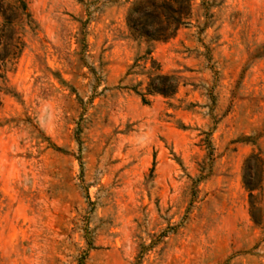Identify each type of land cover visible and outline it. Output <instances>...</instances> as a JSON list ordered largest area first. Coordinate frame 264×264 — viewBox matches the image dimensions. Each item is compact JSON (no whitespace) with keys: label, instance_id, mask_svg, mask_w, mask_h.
I'll list each match as a JSON object with an SVG mask.
<instances>
[{"label":"rangeland","instance_id":"rangeland-1","mask_svg":"<svg viewBox=\"0 0 264 264\" xmlns=\"http://www.w3.org/2000/svg\"><path fill=\"white\" fill-rule=\"evenodd\" d=\"M139 1L0 0V264H264V0L149 42Z\"/></svg>","mask_w":264,"mask_h":264},{"label":"trees","instance_id":"trees-1","mask_svg":"<svg viewBox=\"0 0 264 264\" xmlns=\"http://www.w3.org/2000/svg\"><path fill=\"white\" fill-rule=\"evenodd\" d=\"M14 9L21 10L27 18L29 14L26 12L23 0H17ZM134 10L138 11V15L129 19L128 26L131 34L137 38H143L149 41H163L172 37L177 29L185 23L187 18L190 0H140ZM3 21L0 23V104L1 92H5L7 76L16 62L21 51L23 42L19 36H16L13 23L15 16L12 14H4ZM171 77L156 75L151 78L147 84V93L157 92L163 95L175 92L177 85L169 83ZM144 101V97H142Z\"/></svg>","mask_w":264,"mask_h":264},{"label":"clouds","instance_id":"clouds-1","mask_svg":"<svg viewBox=\"0 0 264 264\" xmlns=\"http://www.w3.org/2000/svg\"><path fill=\"white\" fill-rule=\"evenodd\" d=\"M143 146V145H142Z\"/></svg>","mask_w":264,"mask_h":264}]
</instances>
